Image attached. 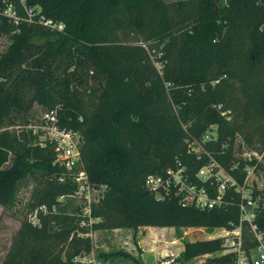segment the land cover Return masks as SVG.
<instances>
[{
	"label": "trees",
	"instance_id": "1",
	"mask_svg": "<svg viewBox=\"0 0 264 264\" xmlns=\"http://www.w3.org/2000/svg\"><path fill=\"white\" fill-rule=\"evenodd\" d=\"M28 2L64 21L65 28L10 21L18 30L0 54V204L12 201L21 178L31 171L36 183L30 206L38 218L22 219L3 264H95L73 262L80 251L91 252L85 234L90 227L76 221L80 206H72L71 195L78 184L54 163V143H34L36 133L30 129H20L23 142L9 129L1 130L11 112L35 99L46 109L58 108L60 123L84 135L83 160L90 179L97 186L107 184L92 205L95 215H103L96 226L238 224L241 193L234 189L227 205L208 210L183 206L174 197L157 198L145 178L182 161L197 179L196 171L209 156L189 152L188 140H202L213 125L216 132L204 144L240 183L249 161L236 154L238 136L263 154L260 161H250L255 173L264 170V0ZM18 11L22 13L20 6ZM101 49L117 55L122 69L102 60ZM160 50L162 73L151 56ZM86 59L82 74L69 72L75 61L79 65ZM113 80L115 87L104 97L100 84L109 87ZM101 100L105 119L97 124ZM257 184L254 193L264 195ZM257 222L264 230V207ZM243 234L249 252L257 241L247 223ZM220 249L221 237L198 239L186 242L184 254L213 253L207 264H230L235 253Z\"/></svg>",
	"mask_w": 264,
	"mask_h": 264
},
{
	"label": "built area",
	"instance_id": "2",
	"mask_svg": "<svg viewBox=\"0 0 264 264\" xmlns=\"http://www.w3.org/2000/svg\"><path fill=\"white\" fill-rule=\"evenodd\" d=\"M223 2L227 3L228 0H223ZM18 6L21 7L22 13L18 11ZM1 15L16 21V23L22 20L37 21L52 29L64 30L65 28L64 21L42 13L40 5L30 4L28 0H0ZM151 56L162 73L163 51L160 50L157 54L152 53ZM213 127L214 125L205 133L202 140H188L189 152H196L198 158L202 157L201 151L209 156V159L196 171L197 179H194L188 171V165L179 161L176 166H169L164 173H148L145 185L157 198L174 197L183 206H197L208 210L227 205L232 199L228 195L230 190L234 189L240 192V222L232 227L216 226L215 237L223 236L225 238L221 253H235V258L230 264H264V230L257 222L258 212L264 207V195L262 192L254 193L255 181H252L251 175L255 173V165L250 162L254 157L260 161L263 154L256 149L245 152L243 158L249 163L244 167L246 177L243 183H240L219 160L212 156L204 144L206 140L213 138L216 132ZM35 133L42 135L44 144L47 141L54 143V163L63 166L66 175L77 182L76 193L88 199L87 205H85L86 214L93 215L92 195L96 194L99 200L103 196L107 184L97 186L90 179L83 160L85 140L83 133L78 129L63 126L60 123L58 108L45 110ZM59 178L64 180L66 176L61 175ZM257 187L263 188L259 184ZM244 223L250 226L253 238L257 241L256 245L249 249V252L244 247ZM177 255L174 251L167 249L166 252L161 253L162 263H172ZM204 256H211V253L198 255L200 257L198 264H207V257Z\"/></svg>",
	"mask_w": 264,
	"mask_h": 264
},
{
	"label": "rangeland",
	"instance_id": "3",
	"mask_svg": "<svg viewBox=\"0 0 264 264\" xmlns=\"http://www.w3.org/2000/svg\"><path fill=\"white\" fill-rule=\"evenodd\" d=\"M10 21H14L6 16H0V54L4 52L11 42L13 41L12 34L18 28L11 25ZM16 23V21L12 22ZM8 27H13L12 31L5 30ZM32 39L37 41V36H33ZM99 54L105 62H109L110 66L122 69L121 63L117 55L109 51H103L101 49ZM69 67V72H73L78 75V72L82 74L85 70L81 68L87 64V59L84 63L76 65L74 62ZM80 68V71H78ZM122 71V70H121ZM210 83H214V79L208 80ZM115 87V82H111V85L105 87V84L101 83L99 89H103L102 95H106L105 91H111ZM103 100L100 101L97 107V121L96 123L102 122L105 119V111L102 107ZM20 109V110H19ZM46 108L43 104L35 99L30 105H24L20 108L17 107L19 112H11L10 117L5 118V123L1 127L3 129H9L11 136L15 140L21 138L20 129H30L32 133H35L39 121L41 120ZM18 113L19 116L12 115ZM10 114V113H9ZM44 137V136H43ZM41 134L35 136L34 143H40L44 145ZM252 144H249L242 137L236 138V154L240 157L245 156V152H251L254 149ZM258 150V149H257ZM14 151V150H12ZM14 152H12L11 159L7 164L11 165L13 162ZM55 161V159H54ZM35 176L33 172H27L20 181L18 189L15 193L14 198L8 204H0V264H3L4 258L9 251L13 236L21 225L22 219L28 215L33 219L34 222L38 221L36 211L31 209V202L33 201L32 190L35 186ZM252 181L262 185L264 189V170H259L257 173L251 175ZM73 198V207L80 206L77 211L76 221L82 226L90 227L88 234L91 241V252L86 253L84 250L80 251L78 256L74 257L73 262L78 261H92L95 264H134V256L138 261L137 264H164L162 263L161 253L166 252L167 249L174 251L178 254L170 264H198L200 257L192 256L189 258L185 257V244L187 241H196L198 239L214 238L217 231L216 228H209L208 226H182V225H156V224H140L137 227L133 226H121L114 228L98 227L95 224L103 219L102 214L88 215L86 214L85 205H87V198L80 196L75 192L71 195ZM65 200L66 197H60ZM98 196L92 195V203H97ZM41 207V205H39ZM72 207L68 208V213L73 211ZM99 213V212H97ZM221 237V236H220ZM223 241L225 238L221 237ZM176 240V241H175ZM175 241V242H173ZM167 248V249H165ZM112 251H122L120 254L114 256H108L107 258L103 253ZM220 252L222 249L219 250ZM128 254V255H127ZM211 255H214L211 253ZM207 257V256H204ZM64 259H69V255H64Z\"/></svg>",
	"mask_w": 264,
	"mask_h": 264
},
{
	"label": "crops",
	"instance_id": "4",
	"mask_svg": "<svg viewBox=\"0 0 264 264\" xmlns=\"http://www.w3.org/2000/svg\"><path fill=\"white\" fill-rule=\"evenodd\" d=\"M165 249H167V248H165Z\"/></svg>",
	"mask_w": 264,
	"mask_h": 264
}]
</instances>
